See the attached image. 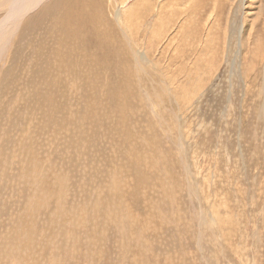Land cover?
Listing matches in <instances>:
<instances>
[{
	"label": "rangeland",
	"instance_id": "374dc122",
	"mask_svg": "<svg viewBox=\"0 0 264 264\" xmlns=\"http://www.w3.org/2000/svg\"><path fill=\"white\" fill-rule=\"evenodd\" d=\"M141 1L46 0L12 36L0 264H264V0Z\"/></svg>",
	"mask_w": 264,
	"mask_h": 264
},
{
	"label": "bare ground",
	"instance_id": "6f19581e",
	"mask_svg": "<svg viewBox=\"0 0 264 264\" xmlns=\"http://www.w3.org/2000/svg\"><path fill=\"white\" fill-rule=\"evenodd\" d=\"M48 1V0H47ZM143 1V0H142ZM141 1V2H142ZM162 1V2H161ZM46 0H2L0 1V10L4 9V14L3 18L0 19V59L3 57L4 51L7 49V46L9 45V42L11 43V38L14 36L18 30L19 25L22 23L24 17L28 14V12L33 11L35 8H38L41 6L43 3H45ZM148 0H144L142 2L143 5H148L149 6ZM160 3H157V20L159 22H165V16L166 14L173 8L172 4H175L177 6H183L181 3H185L186 0H159ZM124 5V4H123ZM123 5L117 6L116 11H115V19L116 22L119 24V28L121 31H127L122 27V23L125 20L124 19V14L121 11V8H123ZM159 5V6H158ZM4 6V7H3ZM130 6V5H129ZM107 7V6H106ZM153 7V6H152ZM188 7V6H187ZM134 9V10H133ZM156 8H153L155 10ZM177 9V8H176ZM124 10V9H123ZM178 10V9H177ZM2 11V12H3ZM126 11L131 14V17L135 15V7L131 5L126 9ZM151 11V12H152ZM193 11V10H192ZM125 12V10H124ZM125 12V14L127 13ZM189 10L187 9V13H185V9L182 10L183 14H187L192 16L193 13H188ZM170 13H174L173 11ZM123 14V15H122ZM179 15V14H178ZM186 15V16H187ZM182 16V15H181ZM185 16V17H186ZM169 17V16H168ZM194 17V16H193ZM124 19V20H123ZM174 19V18H173ZM185 19V18H184ZM189 19V18H188ZM195 19V17H194ZM210 19V18H208ZM180 20V19H179ZM182 20V19H181ZM168 21V19H167ZM207 22V21H206ZM98 25V24H97ZM166 25V24H165ZM95 28V27H94ZM174 28V27H173ZM96 29V28H95ZM172 29V28H171ZM97 30V29H96ZM173 30V29H172ZM211 30V29H210ZM242 30V29H241ZM240 30V32H242ZM115 31V30H114ZM167 32V31H166ZM172 32V31H171ZM239 32V33H240ZM100 33V31H99ZM173 33V32H172ZM181 33V32H180ZM179 33V34H180ZM240 37V36H239ZM167 39V37L165 38ZM11 49V48H10ZM3 55V56H2ZM38 80V79H37ZM210 225V224H209Z\"/></svg>",
	"mask_w": 264,
	"mask_h": 264
}]
</instances>
